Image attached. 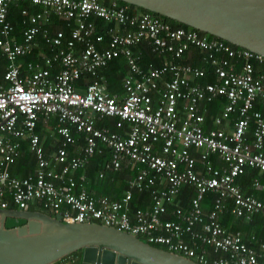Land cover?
<instances>
[{
  "label": "built area",
  "instance_id": "obj_1",
  "mask_svg": "<svg viewBox=\"0 0 264 264\" xmlns=\"http://www.w3.org/2000/svg\"><path fill=\"white\" fill-rule=\"evenodd\" d=\"M20 2L39 9H18L17 38L8 12ZM52 16L63 21V29L50 32ZM38 40L48 53L21 71L17 59L31 54ZM143 42L170 58L198 48L207 68L173 60L143 68L137 62L141 52L132 50ZM0 56L6 59L0 84L1 209L32 204L63 222L115 227L201 264H264L240 230L220 223L225 210L264 222V198L243 193L236 182L255 169L261 177L250 185L264 186V115L255 108H264V57L193 28L172 27L117 0H0ZM115 57L127 67L121 92L108 91L100 73ZM209 74L213 79L203 82ZM217 98L224 102L205 128L207 104ZM52 116L58 145L45 152L34 130ZM106 117L115 119L113 128L96 124ZM22 142L35 166L16 177L9 168ZM104 151L98 177L119 171L122 163L132 171L118 197L95 196L82 183L89 159ZM190 188L194 194L185 206ZM133 191L144 192V207L130 204ZM258 245L264 250L263 242Z\"/></svg>",
  "mask_w": 264,
  "mask_h": 264
},
{
  "label": "water",
  "instance_id": "obj_2",
  "mask_svg": "<svg viewBox=\"0 0 264 264\" xmlns=\"http://www.w3.org/2000/svg\"><path fill=\"white\" fill-rule=\"evenodd\" d=\"M264 57V0H117ZM6 218L24 222L5 227ZM80 251L78 264H201L115 227L67 223L59 215L0 208V264H51Z\"/></svg>",
  "mask_w": 264,
  "mask_h": 264
},
{
  "label": "trees",
  "instance_id": "obj_3",
  "mask_svg": "<svg viewBox=\"0 0 264 264\" xmlns=\"http://www.w3.org/2000/svg\"><path fill=\"white\" fill-rule=\"evenodd\" d=\"M107 1L108 0H104L105 3ZM120 3L125 4L123 2H120ZM128 6L131 11L150 13L149 11L144 10L142 8L134 7L131 5H128ZM20 7H25L27 8L28 11H34V10L39 9L38 6L30 5L27 2H20V3H17L16 6L9 7L8 19L14 25V33L17 36V38H19L17 31L20 25V20H21L20 16L18 15V9ZM161 18L165 20L166 22H168L172 27L190 28L184 24H181L169 18H165V17H161ZM96 22L97 24H101L100 20L98 19L96 20ZM63 28H64L63 21L57 20L54 16H52L51 22L49 25L50 32L52 33L55 29H63ZM99 30H100V27L97 28V31ZM196 31L197 33L202 34L201 31H198V30ZM206 35L209 38H217L209 34H206ZM38 41H39L37 45V47L39 48L38 50H41L40 51L41 53L47 54L48 53L47 46L44 45L42 41L40 40ZM228 44L231 45L232 47H236L230 43ZM37 47L34 48L31 54L27 56L19 57L17 59L19 69L21 71L24 69L26 62L35 61L38 59V56H36ZM132 50L134 52H137V51L141 52V55L139 56V59L137 62L143 68H146L149 63L155 66L159 65L164 60H173L174 62H179L182 64H191L194 66L207 68L206 63L202 59L203 52L200 51L198 48H194V47H190L186 51H184L180 58H170L168 55H161V54L155 53L151 51L149 45H147L146 42L136 45L135 47H133ZM5 65H6V59L3 56H0V84L4 83L3 73H4ZM126 69L127 67L125 64V59L123 57H115L114 59L109 61L108 64L104 68L100 69V73L105 81V85L108 91L121 92V77L124 75ZM86 79L88 80V77L83 78L82 80H79L77 85L82 84L83 82L86 81ZM212 79H213V76L209 74L202 81L206 82ZM222 102H224V99L217 98L213 100L212 102L208 103L207 104V109L209 110L208 112L213 113L217 108L221 106ZM255 108H257L264 115V108H261L259 106H255ZM52 119L51 121H49V124H50L49 127H53L55 124V119L54 118ZM114 120H115L114 118L106 117L98 121L96 124L97 125L104 124V125H107L113 128ZM50 130H51L50 132L46 131V129L43 126V123H41L40 121L36 123L34 131L38 135L45 152L48 151L49 149L54 148L56 145H58V143L55 142L54 140L55 130L54 129H50ZM107 156H108L107 151H104L102 155L89 159L88 163L85 165L83 169L84 174H85V180L82 183L84 187L86 188V190L94 193L95 196L107 195L109 198L118 197L122 193V191L127 188V182L132 177V171L129 170V167L127 166V164L122 163L121 169L119 171H116V172L106 171L103 177H98V170L100 169V166L103 160L106 159ZM34 166H35V158L33 154L28 150L27 145L23 143L21 145V153L16 158L15 162L12 165H10L9 172L13 176L22 177L27 174H30L34 169ZM256 175L258 177H261V175L258 174L257 170L250 169L249 171L239 175L236 178V182L240 184L241 190L243 191V193L245 194L251 193L255 196H258V197L260 196V194H258V192L255 191L256 189L250 187L251 185H249L250 184L249 182L251 181V179ZM193 194H194L193 189L192 188L188 189V192L185 194L186 196H183L184 198H183L182 204L186 206L188 197L192 196ZM207 197L209 201L210 196L207 195ZM146 198L147 197L144 194V192L133 191V199L131 200L130 204L135 207L136 206L144 207L146 205V202H144L146 201ZM8 206H9L8 208L15 207L11 203H9ZM27 209L43 211L42 209L34 207V205L32 204H29L27 206ZM23 222L24 220L21 219L18 221L17 224H13V225L7 224L5 225V227L17 226V225L22 224ZM227 228L230 230V227H227ZM238 228L239 229L241 228L242 230H245V231H252L250 233L255 232L253 237L256 238V243L262 242V241L264 242V222L261 221L257 216L250 223L241 224L240 222H235L231 226V230L238 229ZM153 246L164 249V247L160 245L153 244ZM79 254H80V251H74L70 253L69 255L62 257L61 259L51 264H78Z\"/></svg>",
  "mask_w": 264,
  "mask_h": 264
},
{
  "label": "crops",
  "instance_id": "obj_4",
  "mask_svg": "<svg viewBox=\"0 0 264 264\" xmlns=\"http://www.w3.org/2000/svg\"><path fill=\"white\" fill-rule=\"evenodd\" d=\"M98 25H100V24H98ZM100 27V26H99ZM37 42H39V41H37ZM39 48L37 47V49H36V52H37V54H36V56H38V55H40V51L41 50H38ZM38 50V51H37ZM39 60V57H38V59L36 60V61H38ZM105 82V81H104ZM106 86V85H105ZM209 111V110H208ZM219 112V108H217L213 113H209V112H207V114L205 115V121H204V127L206 128V127H210L211 125H212V123H211V118H212V116H214L216 113H218ZM52 118H54L53 116L52 117H50L49 119H48V121H47V123L45 124V123H43L42 121H40L41 123H43V126H44V128L46 129V131H51L50 129H54V126L53 127H49V121H51V119ZM53 120V119H52ZM55 125V124H54ZM56 138H57V135L55 134V137H54V140H55V142H56ZM23 143H25L26 144V142H22L21 143V145L23 144ZM213 158V157H212ZM215 160V158L214 159H212V162L215 164V165H218V163H217V161H214ZM258 174H260L259 172H258ZM257 176V175H256ZM240 183V182H239ZM250 183V182H249ZM250 185V184H249ZM239 186H240V184H239ZM250 187H252V186H250ZM240 188H241V186H240ZM252 188H254V187H252ZM254 189H256L255 191L256 192H258V194H260V196L258 197V196H255V195H253V196H255V197H257L258 199H263L264 198V186L263 187H261V188H254ZM243 192V191H242ZM248 194H251V193H248ZM183 196H186V195H183ZM208 196H210V199H209V201H208V197L206 196V198H205V200H204V202H203V206H204V208L207 210L208 208H209V206H210V202H211V199H212V195L210 194V195H208ZM184 198V197H183ZM182 198V199H183ZM228 207V206H227ZM256 216L261 220V218L258 216V215H254L253 217H252V219L251 220H249V221H246V220H243V219H241V218H238V217H233L232 215H230L226 210L220 215V223L223 225V227H225L227 230H229L227 227H230V230H231V226H232V224L233 223H235V222H240L241 224H247V223H250V222H252V220L254 219V218H256ZM226 217V218H225ZM262 221V220H261ZM238 230H240L241 232H242V234H243V236H244V238H245V240H246V242L247 243H249V245H251L253 248H255L256 250H258L259 252H260V254L262 255V258L264 259V250H261V249H259V243L260 242H257L256 243V241H251V239H250V237L251 236H253L254 234H255V232H253V233H250V232H252V231H245V230H242L241 228L239 229L238 228ZM249 236V237H248ZM254 239L256 240V238L254 237ZM263 242V241H262ZM264 243V242H263Z\"/></svg>",
  "mask_w": 264,
  "mask_h": 264
},
{
  "label": "rangeland",
  "instance_id": "obj_5",
  "mask_svg": "<svg viewBox=\"0 0 264 264\" xmlns=\"http://www.w3.org/2000/svg\"><path fill=\"white\" fill-rule=\"evenodd\" d=\"M6 225H13V224H17L19 220V218H6Z\"/></svg>",
  "mask_w": 264,
  "mask_h": 264
},
{
  "label": "flooded vegetation",
  "instance_id": "obj_6",
  "mask_svg": "<svg viewBox=\"0 0 264 264\" xmlns=\"http://www.w3.org/2000/svg\"><path fill=\"white\" fill-rule=\"evenodd\" d=\"M6 221H7V220H5V223H4L5 225H6Z\"/></svg>",
  "mask_w": 264,
  "mask_h": 264
}]
</instances>
